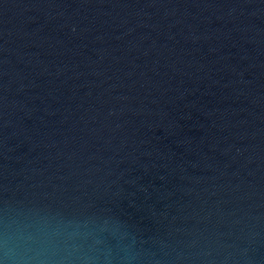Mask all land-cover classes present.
<instances>
[{
    "label": "water",
    "instance_id": "1",
    "mask_svg": "<svg viewBox=\"0 0 264 264\" xmlns=\"http://www.w3.org/2000/svg\"><path fill=\"white\" fill-rule=\"evenodd\" d=\"M0 264H264V0H0Z\"/></svg>",
    "mask_w": 264,
    "mask_h": 264
}]
</instances>
